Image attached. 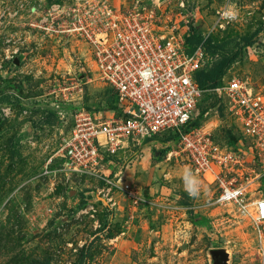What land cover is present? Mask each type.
<instances>
[{"label":"rangeland","instance_id":"rangeland-1","mask_svg":"<svg viewBox=\"0 0 264 264\" xmlns=\"http://www.w3.org/2000/svg\"><path fill=\"white\" fill-rule=\"evenodd\" d=\"M17 2L0 0V264H212L209 250L218 248L227 251L226 264H263L250 223L229 206L210 204L215 187L201 177L198 195L189 196L182 181L188 162L181 155L166 159L162 150L171 148L160 140L130 143L112 158L111 172L119 170L121 181L145 198L137 208L114 190L108 193L113 205H106L93 178L43 173L70 132L73 113L105 111L114 96L96 79L84 42L47 36L26 16L8 15ZM233 5L237 15L229 19L223 13ZM160 8L164 22L180 21V32L192 18L199 34L225 44L206 55L207 64L233 58L225 80L239 78L264 95V0H165ZM203 106L214 109L213 96ZM212 114L204 120L208 127ZM222 126L244 141L224 115L210 127L215 142L226 144ZM60 162L54 155L49 166ZM258 191L264 196V176Z\"/></svg>","mask_w":264,"mask_h":264},{"label":"built area","instance_id":"built-area-1","mask_svg":"<svg viewBox=\"0 0 264 264\" xmlns=\"http://www.w3.org/2000/svg\"><path fill=\"white\" fill-rule=\"evenodd\" d=\"M150 1L147 5L144 0H129L128 6L127 0H61L42 7L18 0L8 12L12 17L26 16L31 28L47 36L84 42L96 79L108 86L117 107L96 113L78 108L70 132L48 157L43 173L93 178L101 184L96 192L106 197V205L114 190L137 208L146 200L121 181L119 170L111 172L112 158L130 143L169 136L166 159L183 156L196 176L215 187L210 204L229 206L238 219L250 223L264 264V196L258 191L264 176V95L236 77H223L219 86L201 90L194 75L208 66L202 43L187 53L180 21L164 22L158 15L164 1ZM204 92L213 96L216 106L205 107L199 118ZM221 104L223 115L230 116L241 132L244 141L239 145L247 143L244 149L212 139L210 127L220 122ZM211 112L216 119L208 127L204 120ZM54 155L61 162L51 168Z\"/></svg>","mask_w":264,"mask_h":264},{"label":"trees","instance_id":"trees-1","mask_svg":"<svg viewBox=\"0 0 264 264\" xmlns=\"http://www.w3.org/2000/svg\"><path fill=\"white\" fill-rule=\"evenodd\" d=\"M55 2L58 0H47V2ZM193 20L192 18H187L185 25L187 26V31L184 33V43L186 45V52L191 53L195 47H197L199 44L202 43L204 47V51L207 54L213 56L219 52H222L224 50L225 44H216L214 43L209 37H204L201 34H199L192 26ZM245 40L248 41V38H245ZM233 61V58L231 57H223L216 61L213 64H207L208 66L196 71L194 75V79L198 85V87L201 90H209L212 88H215L216 86H219L221 84V80L223 79V75L228 67V65ZM111 91V90H110ZM112 92L110 93V95ZM205 96L210 97L212 96L211 94H208L207 92H204L199 104H198V109L200 111L199 113V118L201 117L202 112L204 111V101H205ZM115 100V98H114ZM114 100H109V96L107 99V110L110 109H117ZM214 100V99H213ZM214 102V101H213ZM218 111H219V117L224 120V115H223V106L222 104L218 106ZM197 122H193L192 125H196ZM223 132V139L225 140L226 144L230 147H233L234 149H244L245 145L240 146L239 145V136L234 134L231 130L228 128H225L222 126L220 128ZM170 137H164V138H159L157 139L159 142L165 143L167 140H169ZM165 154V151L162 150ZM181 199V204L183 206H188L190 203L187 199V196L185 194H180Z\"/></svg>","mask_w":264,"mask_h":264},{"label":"clouds","instance_id":"clouds-1","mask_svg":"<svg viewBox=\"0 0 264 264\" xmlns=\"http://www.w3.org/2000/svg\"><path fill=\"white\" fill-rule=\"evenodd\" d=\"M223 15H225L229 19H235L237 15L235 6L233 5L232 9L230 11H225ZM182 181H183L184 190L188 193L189 196L195 197L198 195L200 181L193 173L191 168H185L182 175Z\"/></svg>","mask_w":264,"mask_h":264},{"label":"water","instance_id":"water-1","mask_svg":"<svg viewBox=\"0 0 264 264\" xmlns=\"http://www.w3.org/2000/svg\"><path fill=\"white\" fill-rule=\"evenodd\" d=\"M160 2L165 0H158ZM209 255L212 260V264H226L228 261L227 251L223 248L209 250Z\"/></svg>","mask_w":264,"mask_h":264}]
</instances>
